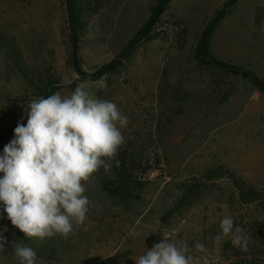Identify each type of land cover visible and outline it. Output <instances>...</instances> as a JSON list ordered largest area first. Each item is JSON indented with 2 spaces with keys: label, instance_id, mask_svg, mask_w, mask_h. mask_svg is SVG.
Wrapping results in <instances>:
<instances>
[{
  "label": "rangeland",
  "instance_id": "374dc122",
  "mask_svg": "<svg viewBox=\"0 0 264 264\" xmlns=\"http://www.w3.org/2000/svg\"><path fill=\"white\" fill-rule=\"evenodd\" d=\"M162 1L0 0V155L42 97L34 85L70 96L88 82L128 117L116 159L132 161L136 178L121 200L94 173L84 182L87 219L67 239L26 237L0 202V264H19L14 240L35 250L36 264H136L163 239L187 243L191 264H264V92L242 75L264 83V0H237L224 17L232 0H166L126 54ZM70 2L80 69L93 75L123 55L114 70L89 79L74 69ZM215 21L211 57L239 72L199 53ZM103 175L116 181V172ZM226 215L249 237L247 252L230 237L215 241Z\"/></svg>",
  "mask_w": 264,
  "mask_h": 264
},
{
  "label": "clouds",
  "instance_id": "9594fccd",
  "mask_svg": "<svg viewBox=\"0 0 264 264\" xmlns=\"http://www.w3.org/2000/svg\"><path fill=\"white\" fill-rule=\"evenodd\" d=\"M96 84L104 86L103 81ZM90 89L84 82L70 96L56 92L30 101L26 126L17 124L14 138L0 155V202L11 224L26 237L69 238L89 212L84 182L101 167L110 171L113 161L119 166L118 150L126 143L121 129L128 117L114 101L98 99ZM243 231L226 215L214 239L230 237L233 246L247 252L249 237ZM6 242L0 233V250ZM11 248L19 264H36L35 250L23 240L12 241ZM195 250L207 252L199 242ZM191 253L187 243L177 247L163 239L136 264H191Z\"/></svg>",
  "mask_w": 264,
  "mask_h": 264
},
{
  "label": "trees",
  "instance_id": "16d2710c",
  "mask_svg": "<svg viewBox=\"0 0 264 264\" xmlns=\"http://www.w3.org/2000/svg\"><path fill=\"white\" fill-rule=\"evenodd\" d=\"M71 19H72V17H71ZM142 32H141V34H142ZM139 35H138V37H139ZM133 42H135V41H133ZM129 48L126 51V54H129V51H130ZM199 53H200V55L203 58H205V60H206V62L208 64H211V65L213 64L212 61H211L212 57L211 58L210 57H206L203 54L202 46H200V48H199ZM231 69L233 71H235V72H239L240 71V69L234 68V67H232ZM242 75L247 77V78H252L254 80V78H253L254 74H252V73H250L248 71H243ZM34 88L36 90L40 91V94H39L40 96L46 97V95H48L47 90H44V88L42 89V88H40L39 86H36V85H34ZM117 159L119 160V166L117 167L115 162L113 161V166H112V168L110 170L111 173L116 172V181L115 180H110V178L105 177V175H103L105 173V171H104V169L102 167L96 173L101 177V186L103 187V189H104L106 194L110 195L111 197L119 198L121 200H123V199L127 200V198H129L131 196V194L129 192V189H128L129 186H134V184L136 183V178H135V174H134L135 170H134V167H131V164H133V162L132 161L131 162L128 161V159L126 157L124 159H123V157H118Z\"/></svg>",
  "mask_w": 264,
  "mask_h": 264
},
{
  "label": "water",
  "instance_id": "95a60500",
  "mask_svg": "<svg viewBox=\"0 0 264 264\" xmlns=\"http://www.w3.org/2000/svg\"><path fill=\"white\" fill-rule=\"evenodd\" d=\"M165 1L166 0H163L162 3H161V6H160V10L158 13L155 14V16L150 20V22L147 24V26L144 28L142 34L139 35V37L135 40V42L132 43V45L130 46L129 50H131L133 47H135L140 39L149 32V30L152 28V26L156 23V21L159 20L160 16H161V13H163V10H164V5H165ZM237 2V0H232L229 4V6L221 12V16L220 17H224L229 9ZM71 4V17H72V22L74 21V12H73V4L72 2H70ZM217 21H215L214 23H212L210 25V27L208 28L207 32H206V35L205 37L203 38V42H202V51H203V54L206 56V57H210L211 58V54H210V51H209V46H208V39L210 38V35L212 33V30L215 26ZM75 24L73 22V31H72V40H73V64H74V69L76 70L77 73H79L80 75L82 76H87L89 77V79H93L95 77H98V76H102L103 74H105L106 72L108 71H112L122 60V57L123 55L119 56L118 59L116 61H114L113 63H110L108 64L107 66H105L100 72L96 73V74H93V75H87L85 74L81 69H80V65H79V60H78V46H77V40H76V34H75ZM212 59V58H211ZM213 64H216L218 66H220V68H223L225 70H229L231 69L233 66L231 65H228L226 63H222L220 61H214L213 59L211 60ZM254 78V82H255V85L257 87H259L260 89H262V91L264 92V83L258 79L255 75L253 76Z\"/></svg>",
  "mask_w": 264,
  "mask_h": 264
}]
</instances>
